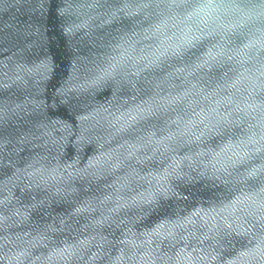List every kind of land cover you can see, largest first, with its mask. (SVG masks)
I'll return each mask as SVG.
<instances>
[{"label":"water","instance_id":"water-1","mask_svg":"<svg viewBox=\"0 0 264 264\" xmlns=\"http://www.w3.org/2000/svg\"><path fill=\"white\" fill-rule=\"evenodd\" d=\"M0 264H264V0H0Z\"/></svg>","mask_w":264,"mask_h":264}]
</instances>
